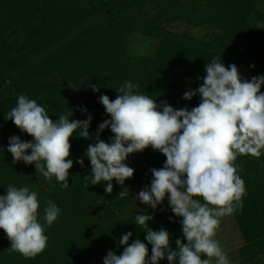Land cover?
Segmentation results:
<instances>
[{
  "label": "trees",
  "instance_id": "1",
  "mask_svg": "<svg viewBox=\"0 0 264 264\" xmlns=\"http://www.w3.org/2000/svg\"><path fill=\"white\" fill-rule=\"evenodd\" d=\"M176 20L209 27L211 39L206 42L173 32L168 26ZM133 32L160 39L153 57L132 61L126 47ZM213 59L225 66L235 64L245 80L264 75V0H0V195H6L8 185L37 192L38 220L48 237L43 252L25 258L10 250L11 242L0 229V264H96L95 258L110 250L122 254L125 246L119 239L128 232L132 233L130 243L140 239L147 244L148 228L135 224L138 214L153 216L150 229L168 231L173 250L177 239L186 243L182 217L175 216L168 202L156 210H139L133 203L139 191L150 187L151 169L164 166L162 153L148 147L128 156L126 163L135 172L125 181L129 195L120 198L122 188L115 180L111 194L105 192L107 182L91 184V164L85 153L96 140L79 137L77 129L70 139L69 187L62 188L55 177H38L34 163H13L7 151L9 138L33 141V137L5 116L19 95H26L45 107L54 121L60 114L71 120H86L90 115L89 132L95 137L98 126L110 119L100 103L101 95L114 100L115 90L130 81L139 86L134 91L149 95L157 104L191 110L201 98L197 94L185 100L183 94L203 84L205 66ZM113 138L110 128L99 136L105 142ZM235 166L245 186L242 206L233 212L245 240L241 264H260L264 150L259 158L238 155ZM46 201L60 209L51 226L44 220ZM151 247L148 244L149 258ZM159 264L169 262L165 258Z\"/></svg>",
  "mask_w": 264,
  "mask_h": 264
},
{
  "label": "clouds",
  "instance_id": "2",
  "mask_svg": "<svg viewBox=\"0 0 264 264\" xmlns=\"http://www.w3.org/2000/svg\"><path fill=\"white\" fill-rule=\"evenodd\" d=\"M205 71L203 84L183 94L185 100L199 94L201 102L191 110L174 109L167 102L157 104L149 95L134 91L139 86L130 81L115 90L118 95L114 100L101 95L100 103L110 119L98 126L95 137L89 132L90 115L86 120H71L60 114L54 121L45 107L26 95H19L16 106L5 116L33 137V141L15 135L9 138L7 151L13 163H34L38 177H55L62 188L69 187L73 167L70 139L77 129L79 137L96 140L85 153L91 164V184L107 182L105 192L111 194L115 180L122 188L120 198L129 195L125 181L135 172L126 163L130 154L151 147L166 157L162 168L151 169L150 187L135 198L153 210L167 198L175 216L182 217L186 243L177 239L173 250L168 231L150 229L148 222L153 216L138 214L135 224L148 228L147 244L140 239L130 243L132 233L128 232L119 239L125 246L122 254L108 251L103 264H159L165 258L169 264L177 260L178 264H213V258L215 264H229L215 236L220 218L242 206L245 186L237 174V156L259 158L264 150V75L245 80L235 64L225 66L217 59L207 63ZM106 128L114 134L111 142L99 139ZM77 162L84 165L82 158ZM46 204L44 220L51 226L60 209L51 201ZM39 207L37 192L28 187L8 185L6 195H0V229L11 242L10 250L25 258L47 247L48 237L38 220ZM148 244L152 246L150 258ZM202 255L207 258L202 259Z\"/></svg>",
  "mask_w": 264,
  "mask_h": 264
},
{
  "label": "rangeland",
  "instance_id": "3",
  "mask_svg": "<svg viewBox=\"0 0 264 264\" xmlns=\"http://www.w3.org/2000/svg\"><path fill=\"white\" fill-rule=\"evenodd\" d=\"M168 28L178 34L185 32L191 36L197 37L199 39H202V41H206V42L209 41L212 37L211 29L209 27L196 26L186 21H180V20L173 21L172 23L169 24ZM214 31L219 32V29H215ZM127 39L128 41H127L126 48H127L128 55L131 57L132 61L138 60L140 58H145V57H153L156 53V50H157V47L160 41V39L157 37L147 36V35H143V34L136 33V32L129 34ZM197 199H200L201 202L203 203L202 198L197 197ZM167 202L168 200L166 198L163 201V203H167ZM133 203L135 204V207L138 208L139 210H147L151 208L149 205L140 203L135 198V196L133 197ZM232 214L237 222L236 216L234 215V213ZM216 236H215V239H216ZM220 246L223 248L221 243H220ZM106 255L107 254L96 257L95 263L103 264V261Z\"/></svg>",
  "mask_w": 264,
  "mask_h": 264
},
{
  "label": "crops",
  "instance_id": "4",
  "mask_svg": "<svg viewBox=\"0 0 264 264\" xmlns=\"http://www.w3.org/2000/svg\"><path fill=\"white\" fill-rule=\"evenodd\" d=\"M216 234V240L223 246L224 249H222L227 256L229 264H241L240 250L245 240L233 214L220 218ZM204 258L207 257L205 256ZM259 263L264 264V255L259 256ZM213 264H215V258H213Z\"/></svg>",
  "mask_w": 264,
  "mask_h": 264
}]
</instances>
